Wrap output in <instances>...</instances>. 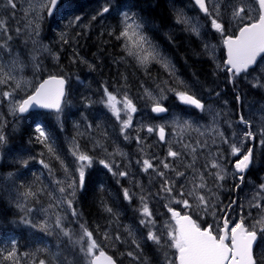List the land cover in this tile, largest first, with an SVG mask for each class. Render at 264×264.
Segmentation results:
<instances>
[{"label":"snow or ice","instance_id":"6c2138e0","mask_svg":"<svg viewBox=\"0 0 264 264\" xmlns=\"http://www.w3.org/2000/svg\"><path fill=\"white\" fill-rule=\"evenodd\" d=\"M59 0H28V7L24 11L25 31L28 38L33 44V54L31 56L32 67L35 72H39L41 64L38 60L37 53L49 52L50 49L46 45H40L38 42L40 24L44 16L52 17L54 12L57 11V4ZM199 10L205 14L206 18L210 20V26L217 33L223 37V44L227 49V59L224 68L231 74V77L241 76L246 77L249 70L254 68L260 58V63L264 64V0H238L231 8V21L236 22V33L226 35V22L223 20L220 8L221 5L213 0H194ZM6 6L13 10L12 15H15L17 8L16 0H7ZM63 7V6H62ZM116 7L123 8V5ZM114 6L111 0H107L105 4L97 11L96 15L91 19L95 20L97 16L103 17L105 14L114 11ZM122 27L116 39L123 42V48L127 56L132 57L142 67L147 68L152 63L160 64L169 75H174V66L170 65L168 59L163 56L158 46L153 44L151 38L144 30L143 22L137 17V14L128 10L120 12ZM63 18L68 21V27L78 24L82 17L74 15V10L71 6L64 8ZM177 22L187 27V30L196 36L201 35V25L194 18L188 17L183 10H177ZM21 28H16V33L20 34ZM0 35L5 37L3 43H0V50L11 57L5 63L3 56H0V85H8L10 90L0 91V104L7 102L8 112L13 117L22 116L29 113L33 109H47L55 115L58 124H62V116L64 106L68 103L65 97L67 95L65 85L66 79L61 75L50 74L47 79H44L35 85L33 81L26 79L22 74L25 67L24 61L18 55H13V50L8 46L7 41L12 37L9 35L7 21L0 18ZM60 39L65 43L66 33L60 34ZM205 49L214 53L215 48L211 44H205ZM51 54V53H50ZM58 60V56L54 57ZM217 67H220L218 65ZM177 86L167 88V91L172 92L178 101L188 107H194L201 112H207L211 115L212 121L209 126L199 125L190 119L183 118L180 115H174L172 119V126L176 130V143L181 145L184 152L175 151L171 146L168 148L167 156L160 161L159 165H154L150 159H143L137 161L142 165L143 171L147 172L152 169L160 178V191L155 193V196L160 199L167 200L165 207L170 213V219L166 221L162 229L157 227L156 220L153 213L149 208L148 197L152 193L144 194L143 190L139 195L141 207L139 209L141 219L139 224L147 228V235L145 240L151 241L163 251L165 264H264V253L254 251L257 247L258 239L264 240V183L260 184L259 191H257L252 200L249 201V209L256 208L260 210L259 217L251 223L246 224L245 217L242 213L244 211L243 205H240V214L235 221L228 218V209L222 208L224 213L219 219L216 220L217 208L216 201L213 200L215 193L213 189L208 186V180L205 176V171L208 176L212 177L214 187H222V181L229 175L227 169L223 164L222 153L217 151L210 152L207 140H196L192 142L187 139V135L191 132H197L200 136H204L206 132L215 133L222 143L229 144L230 155L237 157V159L230 163L233 164V172L231 176L239 180L236 185L238 189L240 184L244 181L243 173L249 168L253 161V146L247 148L245 144L257 141V135L251 130V122L246 120L243 115H240L239 122L246 126V131L243 133L239 141L234 138L231 143L223 132L219 130L218 117L220 113L213 112L210 108L192 93L185 82L177 78ZM257 87H264V83L257 81ZM165 89H160L158 95H154L151 91L145 89L146 97L151 100V111L157 114L167 113L169 111L163 104L167 99L164 95ZM17 93L24 95L17 96ZM217 95H219L217 93ZM87 100V98H85ZM240 97L237 96V100ZM101 103L108 109L109 112L116 118L120 125V132L125 140L131 139L127 133L132 128V121L134 114L137 112L136 104L125 92L118 99L116 93L108 90L107 87L103 89V98ZM89 106L91 101H88ZM123 114V117H122ZM36 117L40 113L35 114ZM35 132L38 134L35 139L38 143L42 144L50 156H53L60 162V166L64 172L63 180H54L57 188L56 191L59 196L53 197L54 202L50 203L48 208L45 209L46 215L39 223H33L32 219L27 216L22 217V222L31 226L34 229L44 233L45 235H52L55 233L58 237L66 238L72 248L77 249L84 259V264H117L113 256L108 255L101 245L97 242L93 232L90 231L85 224L79 225V233H74L73 230L65 226V220L68 215L78 217L74 200L78 189H82L85 184V170L91 167L94 158L80 150L79 143L74 139L70 149V155L73 157L72 169L56 154V149L52 140V134L47 130L45 122L36 123L35 119ZM6 120L0 114V146L6 143V136L3 128ZM92 127L91 124L88 125ZM166 125L145 126L141 125L137 132L146 128L148 133H156L160 141H165L166 138ZM204 129L203 131L201 129ZM259 134L264 137V127L259 129ZM235 134H233V137ZM138 144H143L139 135L134 137ZM259 144L264 146V138L259 139ZM212 143L215 144L216 140L213 139ZM97 146L103 148L97 142ZM107 152V149H103ZM208 150L210 156L204 164L205 171L195 167L196 160L198 159V151ZM144 149L141 148V152ZM43 155V153L41 154ZM115 155L124 156L122 151L117 150L113 153H108L109 157ZM185 155L191 157V162L185 163V170H191V175L186 176L185 171H180L175 166V161L183 162ZM172 158L171 161L168 158ZM99 164L103 165L105 169L112 173L114 176L125 177L129 173L127 171H117L118 165H115L114 160L100 159ZM28 161L24 160L23 164L26 167ZM44 168L49 170V175L53 174V170L49 164L45 163L43 159L39 161ZM163 168L164 170H160ZM215 171H211V170ZM166 173H172L173 178L169 179ZM12 174L9 173V176ZM185 177V182L179 188L176 187V179ZM44 191L43 188H38L35 191L28 187L23 193L25 200L28 198L37 199L39 192ZM124 199L131 202L133 194H130L129 189H123ZM191 201V203H190ZM182 205L184 214L177 211L172 205ZM236 202L232 201L229 208L235 205ZM21 211H25L26 205H17ZM63 206V211L61 208ZM193 210L202 213L203 216L211 215L214 223H207L201 226L197 219H193ZM31 212V209H27ZM106 211L116 217L113 209L106 207ZM251 216V212L248 213ZM128 235L133 237L132 243L135 245L136 250H140V243L135 239L134 232L131 228H127ZM108 233H104V239H111ZM114 239L120 241V236L115 235ZM163 239V243H162ZM12 248L5 253L3 248H0V264L3 261H8L9 264H21V260H27L29 254L27 252L19 254L16 248V241H10ZM168 250H174L173 255L169 256ZM48 252L47 248L37 249V252ZM36 254L33 253V256ZM52 260L55 261L58 253H50ZM133 260L139 259L134 252L127 253ZM29 264H47L45 259H32ZM61 264H70L67 257L61 261Z\"/></svg>","mask_w":264,"mask_h":264},{"label":"rangeland","instance_id":"374dc122","mask_svg":"<svg viewBox=\"0 0 264 264\" xmlns=\"http://www.w3.org/2000/svg\"><path fill=\"white\" fill-rule=\"evenodd\" d=\"M0 1H2V3H0V13H2L0 18L3 17V19L8 20L10 22V24L7 23L8 29H9V35H11L12 38L14 37L13 34H15V36L17 35V36L21 37V39H20L21 42H23V39L26 41H29L28 35L25 31V19H24V11L28 7V0H16L17 8L14 10L15 15H12L13 10L6 6L7 0H0ZM182 1L184 2L183 3L184 6H186V5L188 6V8L185 10L188 13H186L184 11L183 12L188 17L194 18L196 21H198L200 23L201 34L205 30H208V31L214 30L210 27V23L208 21L205 20V22H202L199 20V19H203L200 16V14L189 12L190 9L195 8L194 5L190 1L189 2L185 1V0H182ZM213 2H218L221 5L220 11H221V14L223 16V20L226 22V35L235 34L236 30H237L236 22L231 21L230 16H231V8L234 4H236L238 2V0H213ZM103 4H105V3H103ZM62 6H63L62 3L59 4L57 7V10L62 9L63 8ZM66 6L68 7L70 5H66ZM178 9L183 10L181 8L175 7L176 13H177ZM55 13L56 12H54V14ZM54 14L52 17H48L45 15L43 20L41 21V24H40L39 37L37 38L38 42L40 45H46L50 49L51 54L49 52L37 53L39 63L41 64V69L39 72L34 73V70L32 67L31 56L33 54V47L34 46L31 42H28L29 45L28 46L26 45V49H24V48H12L10 45V43H12L11 40L7 41L8 46L13 50V55H18L20 57V59L22 61H24L25 67L23 69V72L20 74H22L26 79L32 80L33 85H35L36 83H38L40 81V78L42 76H44V73L47 70H50L48 67V63L49 64L53 63V62L57 63L60 61L62 50H61V52H60V50H56L57 48H59L57 46L59 43L57 42L56 39H53V40L51 39L52 41H50L49 39L45 38V36H44L45 33H44L43 21L45 20V17H47L49 20L53 19ZM84 21H87V20L82 18L81 21L75 25V27H73V26L68 27L67 26L68 21L66 19H63V20H55L54 19V22H52V24L53 25H59L60 23H63L66 25V27H68V29H66L67 31L69 29L72 30L70 37L68 39L69 43H71V48H72V50L69 53V59H70L69 64L72 65V63H73V65L77 67V63H79V64H82L83 62L92 63L93 64V72L94 73L97 72L99 75L100 74L99 67L102 64V60H103L102 57L101 56L97 57V59H94V60H92L91 58L84 60L78 52L79 51V45L77 44V41L80 39V36H82V38L85 42L88 41V37H89L88 33L91 30L89 26L87 27V34L86 33L84 34V32H82L81 30H78V29L86 28L84 26V24L86 22H84ZM50 24L51 23L49 22V25ZM106 25H107V23L97 25L95 27L96 29L94 30V32L96 34H100V33L111 34L112 30L109 32V30L106 29ZM17 27L21 28L20 34L16 33ZM108 28L110 29L111 27H108ZM62 32L63 31H60V33H62ZM54 33H56L55 28H54ZM217 34H218V39L211 38L212 39L211 45L214 46L215 51H214V53L211 51H209V52L212 53V56H213L212 58L216 62L217 66L220 65V67H221L223 59L221 58L220 50H221V47H224V44H223V37L221 36V34L220 33H217ZM4 39H6V38L3 37L2 35H0V43H3ZM111 39H114V37L112 36ZM66 40H67V38H66ZM74 41L76 43H73ZM114 44H116L115 41H114ZM59 46H60V44H59ZM158 48L161 52L162 49L159 46H158ZM115 49H116V45H113L112 50L115 51ZM103 50H108V48H106V49L103 48ZM51 55L53 56V58L51 57ZM0 56H3L5 63H7L11 58L4 52V50H0ZM55 56H58V60L54 58ZM126 57H128V56L124 51V57H122L121 55H119V56L115 55V57L113 58V61H115L117 64L120 62H124V64L127 63V64H125V68H126L128 64H131V62H129L128 58H126ZM135 64L137 65V67L141 68L147 74H151L154 72V70H157V67H154V66H153V70L149 69L150 66H148L147 68L142 67L136 61H135ZM154 64L155 63H153V65ZM257 67H258V69H256V71L254 73L247 75L245 78L250 83H252V85H254V86H256L257 81H259L260 83H264V64L259 63V65ZM67 71L69 72V70H67ZM133 73H134L133 77L138 74V72L136 70H133ZM221 73L222 74L219 73V79L225 80V74L223 72H221ZM48 74H51V73L48 72ZM70 78L73 79L74 82L72 83V86H70V91H72V92L69 95L67 107L64 108V111H63L62 124H65V120L72 116L71 120L74 121L75 126L78 127L79 133L81 135H79L77 139L69 138V141H68L69 147L68 148L67 147L63 148V146H61L62 148H60V145L58 147L54 146L56 149V154L60 156V158L64 161V163L66 165H68L69 169H72L74 167V165H73V157L70 155V149L72 147V142L75 139L79 143L80 150L83 152H86L87 154L91 155L94 158L93 163L95 161V156H97V161H99L100 159H106V160H109V159L114 160L115 159V160H117V158L107 156L108 153H113L117 150L127 151L124 147H122V145H126V144L130 145L132 138L125 140L124 136L121 134L120 130L115 136L111 133L110 129L119 128L118 123H117L118 121L116 120L117 122H113V121H111L113 119H108V117L106 116L107 113H109L113 118H115L111 114V112H109L108 109L105 108L103 103H101L103 95L100 97H96L97 92H95V91L97 90V88H96V86H94V84L96 85V83H98L99 86L101 85L100 84V77L97 75L93 76L92 73L89 74L85 71V72L80 73V74H78L77 72L74 75L70 74ZM111 80H113V77L111 78ZM175 80L177 82V78ZM179 80L184 81L185 85L189 87L190 91L192 93H194L198 98H200L203 101V97L199 95L200 93L193 87L192 84H188L183 78H179ZM122 81H123L124 86H129L130 88H134V89L136 88V84L134 83V80L128 79V77L125 73L122 74ZM176 82L158 75L157 76L158 87H156V89H151V88L146 87V86L145 87L147 90L151 91L154 95H158L160 92V89H165L164 95L167 97L169 95H174L172 92L167 91V88L176 87L177 86ZM221 82H224V81L221 80ZM90 86H93V88L90 89ZM104 86L108 87L109 84L104 83ZM257 88L262 89V91L264 92V87H257ZM6 90H10L8 85H0V91H6ZM126 91H121V92L120 91H111V92L116 93L118 96V99L121 97V95L123 93L126 92L128 94V96L136 104L137 112L134 114V117H133L132 128H130L128 130L127 134L130 137H132L133 135L135 137L138 134L141 141H143V144L137 145V149H139L141 151V147L143 146L144 151L142 153H145V157H139V156L134 154V157L137 156L138 159H142V160L145 158L150 159L148 157L149 151L151 152V154L161 153V151H159V150L164 147L162 145V143L165 146H169L172 143L173 144L176 143L177 133H176V130L172 126V119H173L174 115H180L183 118L190 119L193 122H196L199 125H203V126H209L211 124L212 117L207 112H202L204 116H202L201 118H198V117H191L190 115H182L181 113H178L180 111L175 110L174 108L171 110L172 113L170 115H168L166 117L156 118V120H155V119H153V116H151V114H150L152 103H149V101H148L149 99L146 97L145 91L144 90L142 91V95H143V99H144L142 104H141L142 101L139 98H136L135 96H133L131 93L128 92V90H126ZM21 95H24V94L23 93H17L18 97ZM85 98H87V100ZM222 99L223 100L220 102H215V101L210 102L208 105H206V108H210L213 112L220 113V116L218 117L217 126H218L219 130L223 132L224 136L228 138L229 143L232 142L233 138L236 141H239L240 138L242 137L243 133L247 130L246 126L239 122L240 115H243L246 120H249L251 122V125H252L251 130L254 133H256V135H257V141L256 142L250 141L249 143L245 144L244 147L247 148L249 146L254 145L253 146V154H254L255 153V144L257 143V145L259 146L260 145L258 142L259 139L264 138V137H261L259 134V129L261 127H264V99H253V97H251V99H250V98L244 97V98L239 99L240 107H237V105H234L232 100L226 98V96L222 97ZM73 100L76 102H74ZM88 101H91L90 106L88 104ZM4 108L7 109V111H8L7 102L0 104V114H2V118L5 120ZM71 109H72V111H71ZM36 113H38V112L31 111L29 114L22 115L19 117H13L12 115H10L11 116V123L15 127H20L22 125L29 123L32 118L36 117L35 116ZM86 113H90L94 118H88ZM234 114H236V115H234ZM122 117H123V115H122ZM76 118H78V121L76 120ZM89 124L92 125L91 128L88 127ZM162 124L167 126L166 127L165 141H160L158 139V136L156 133H151V134L148 133L146 131V128L142 131L137 132V130L140 128L141 125L155 126V125H162ZM226 126H229V133L226 130ZM133 128L135 129L134 133L131 131V129H133ZM201 130L203 131L204 129L202 128ZM4 134L7 138V140L3 146H0V197H4L6 199V201H8L9 204H14L16 206L18 204L26 205V208L24 211L26 214L18 216L16 218L17 222L23 223L22 217L27 216L28 218L32 219L33 223H39L46 215H50V213L45 212V209L48 208L50 203L54 202L53 197L59 196V193L56 191L57 186L54 183V180H63L64 179V172L60 166V162L58 160H56L53 156L46 154L44 152V150L42 149V147L39 146L38 142L35 139V137L38 135L36 132H35L34 138H30L27 136V140H25V137H24L23 142L22 141H12L11 142L10 140H14L11 138V133L10 132L6 133L4 131ZM233 134H235L234 137H233ZM188 135H189L188 139L191 140L192 142H195L196 140H207L208 142H212L213 139L219 138L215 133H210V132H206V134L204 136H200L199 133H197V132H191ZM94 136H95V138L93 139ZM135 141H136V139H135ZM97 142H99L100 145H103V148L97 146ZM31 146L33 147V149L31 150L32 153L29 154L28 152H29ZM105 148L107 149V152H105L103 150ZM129 150L131 151V147ZM130 151H128V152H130ZM175 151L184 152V150L180 149V147H178V146H177V149H175ZM167 152L164 154L165 157L167 156ZM210 152L215 153V151H212V149H210ZM210 152L208 150H205L202 152L198 151L197 156L201 160V163H203L202 164L203 166L206 163L207 159L209 158ZM42 153H43V155H41ZM130 155H131V153L127 154L129 160H130ZM186 156L187 157L183 160V162H180L178 164V168L180 171H185L186 176H190L191 170L186 171L184 168L185 163L191 162L190 159H187V158H190V156H188V155H186ZM225 156L226 155H224V157ZM233 158H234V156L229 157L227 160L223 159L224 167L227 169V172L229 173V175L226 176L227 179L233 178L231 176V173L233 172V164L230 163V161L234 162L237 159V157L235 160H233ZM41 159H43L45 161V163L50 165V167L53 170L52 175H49V170L44 168L43 165L39 163V161ZM24 160L28 161L27 165H30V168L33 167L31 172H24V169H25V166L23 164ZM152 162L154 164V161H152ZM93 163H92L91 167L93 166ZM159 164L160 163H156L154 165H159ZM175 164H177V163H175ZM18 165H19V167H18ZM129 165H130V167L127 169V172L134 173L136 171V167L133 165V163H130ZM140 166L141 167L139 168V173L137 175H132L131 178L128 177L127 178L128 183L126 185H123V189L127 188V189H129L130 194H133V198L131 201H133L134 199H137L139 201V203H138L139 209L141 207V202H140L138 197L141 194V191L143 190V192H144V190H145L144 194L152 193V195L149 196L151 198L148 197V204H149V208L151 209V211L153 213V216H156V218H157L156 214L158 213V211L155 210L156 205L159 204V205L164 207L163 209L161 208V211L165 210L166 209L165 204L167 203V200L165 203L164 199H160V198H157L155 196V193H157L159 191L156 189H153L150 186V184L147 182V179L145 177L146 174L148 173V171L147 172L143 171L141 164H140ZM91 167H89L85 170V175H87V173L90 172ZM195 167L200 169L201 171H203V169L198 165L197 162L195 164ZM114 169H115V167H114ZM115 170L126 171L121 166H119L118 169H115ZM160 170H164V169L161 168ZM164 171H166V170H164ZM211 171H215V170L213 169ZM9 173H11L12 175L9 176ZM166 174L169 175L172 173H166ZM172 175H174V174H172ZM262 175H264V174H262ZM117 177L120 178V176H117ZM172 178L173 177H169V179H172ZM97 179H99V178H97ZM233 179H234L235 183H236V181H239L238 179H235V178H233ZM207 180H208V186L212 187L213 186L212 182L209 179H207ZM177 181L179 182V187H180L181 184L185 182V177L177 178L176 184H177ZM146 183H148V185H146ZM246 183L247 184H246L245 193L242 194L241 197H239V194L236 195L235 198L233 199V201H235L236 204L232 205L230 208H229L230 203H228L226 200L222 199L221 195L219 198L217 192H214L215 196L213 197V200L216 201V208H217L216 220L217 221H219L220 217L222 215H224V213L221 211V209L224 208V209H228V214L230 215L229 219L232 221V223H235V221L238 217V214H240L239 206L243 205V209H245V207H249V201L252 200L253 195L257 191H259L258 186L260 184L264 183V176H261V179L257 180V181L253 180V179H246ZM28 187H31L33 189V191H35L38 188H43L44 191L39 192L37 199L28 198L27 200H25L23 197V193L26 191V189ZM176 187H177V185H176ZM261 194L264 195V193H261ZM33 201H37L38 203L35 205H30V203ZM190 203H191V201H190ZM237 203H239V204H237ZM261 203L264 204V200H262ZM153 204H155V206H153ZM172 206L174 208L179 209L182 212H184V210L182 209V205L173 204ZM27 209H31L32 211L28 212ZM61 211H63V206L61 208ZM193 212H195L198 216H201L202 217L201 220H203V222L205 221L207 223H214L213 217L211 215L203 216L202 213H198L195 210H193ZM242 214L245 217H247V219L250 220L249 222L247 221V219L245 220V223L248 224V223H251L254 220H256L261 213H260V210L258 209V214L255 215L254 217L246 215L245 211H243ZM137 216L139 217L138 221H140V219H141L140 211H137ZM163 216H164V218L160 217V218L156 219L157 227L161 228V229H162L163 224L170 219V214L167 215L166 211L163 213ZM74 218H75V221L69 222L66 219L64 223H65L66 227L71 228L74 233L78 234L79 233V225L81 224V221H80L79 217H74ZM158 223H160V224H158ZM29 227L32 228L31 226H29ZM112 228H114V235L110 233L113 231ZM127 228H131L133 230L135 236H137V233H139V229H141L143 232H145V230H146V232H145L146 235H147V231H148L147 228L143 227L142 225H140L138 223L137 224L136 223H128L127 227L123 226L121 228H116V229H115V225H113L112 223L111 224L109 223V228L107 226H105L103 228L104 229L103 231H109V232H105V233H108L109 236L112 238L105 240L104 234L101 235L100 237H95L94 232L92 231L93 229H89V228L88 229L93 232L94 237L97 239V242L101 245V247L103 249L107 250V249L115 248L114 237L117 234L119 236L122 234L125 237V241H129V237H128L127 232H126ZM29 234L32 238L26 234L23 238V246L16 247L19 254H22L25 252H27L29 254L27 260H24V259L21 260V264H29V261H31L32 259H36L38 261V258L40 256L41 251L37 252V249H44V248L48 249V252H44L45 254L43 256V259H45L47 262H48V259L52 260V257L49 255V252H50V253H58V257L54 261L56 264H61V261H63V259L65 257H67V260L70 262V264H74L73 253H74L75 249L71 247V245L68 243L66 238L58 237L55 233H53V235L55 236V239H57V240H54V238L51 237L50 241L53 242L51 244V245H53V247H50V245L47 243V241H44V240L42 241L39 238L36 239L31 232H29ZM46 236L49 237V235H46ZM32 239L33 240L36 239V240H38V242L36 241V243H34V242L32 243ZM130 243H131V245L133 244L132 241H130ZM48 245H49V247H48ZM0 248H3L5 250V253H6L7 251L11 250L12 244L10 243V241L8 242L6 239H4L0 236ZM33 253H35L36 255L33 256ZM119 256L121 258L125 257V252L121 251ZM124 262H125L124 264L133 263L132 259L127 258V257H125ZM3 264H9V262L3 261Z\"/></svg>","mask_w":264,"mask_h":264},{"label":"trees","instance_id":"16d2710c","mask_svg":"<svg viewBox=\"0 0 264 264\" xmlns=\"http://www.w3.org/2000/svg\"><path fill=\"white\" fill-rule=\"evenodd\" d=\"M136 1H137V3H140V5H143L144 8L152 10V14H154V15H152V18H156L158 20L157 21L158 23H160L162 26L165 24V26H166V23H167L166 21L169 20V18L166 16V13H168L167 7L165 6L166 0H140V2H138V0H133L132 4L135 8H136ZM1 15H2V13H0V16ZM173 20L175 21L174 18H173ZM6 21L8 24H10V22L8 20H6ZM93 33H94V35H96L94 31H93ZM13 36L14 37H13L12 42L14 44H20L19 43V41L21 42L20 38H17L14 34H13ZM101 37H102V39H100ZM188 38H185L183 45L186 48L182 50L183 52H181V55L183 57L188 58L189 67L198 77L196 82L198 84H200L199 86H201L203 88V87H206L207 85H210V84L212 85L213 81L211 80V78L214 74L213 64H211L212 62L204 55L202 49L199 48V46L197 45V43L195 41V38H193L192 40L189 36H188ZM112 40L113 39H111V36H110V38L108 36H100L98 38L96 37V39L94 40V43L96 46V51L102 52L103 56H105V53H107V52L111 53L112 47L114 45V41H112ZM21 44L23 45L24 43L21 42ZM103 48H105V49L108 48V50H103ZM117 49H118V47H116L115 51ZM109 53L107 56H105L106 57V58H104L105 60L112 59V57L109 55ZM93 59H97V58L93 56ZM63 61H64V63L61 65L60 64L57 65L56 62H53L50 64L48 63V67L50 70H47L44 73V76L47 75L48 72H51V73L52 72L53 73H65V72H67L68 73L67 70H69L70 73L75 74L77 69H76V67H71V65H69L67 63V53H64ZM101 67L102 66L100 65L99 68H101ZM123 70H126V68L124 66H121L120 64H119V66H116L115 64L112 63L111 60H110V62L103 61V67L101 69H99L100 74L98 75V73L95 72V75H97V76H100L101 74L106 75V72H107L110 77H112V76L121 77L122 74L125 72ZM127 72H128L129 77H130V71L128 70ZM220 74H222V73H220ZM139 79H141V78H139V77L135 78L134 79L135 83H138ZM222 85H224V86H222ZM221 86L210 87L212 89V94L217 95V93H218L219 95H217V96L225 95L227 97H229L231 95H235L237 97V96H240L242 93H246L250 97H253V98L260 97V98L264 99V92L262 91V89H259L257 87L255 88L253 85L248 83L245 79L241 78V76L235 77L234 86H232L231 83H229V82H228V84L225 85V81L222 82ZM223 89H225V90H223ZM217 90H219V92H217ZM52 116H53L52 113H43L37 119H35V122L36 123L45 122L47 130L52 134L53 138H56L57 129L55 127V124H53L54 120H53ZM6 125H8L7 126L8 128H6ZM6 125L4 126L3 130L5 132H7L9 130L8 132L11 133V138L14 139V140H10L11 142L12 141H22L23 142V139L25 136L30 137L32 135L31 136L32 138L35 136V123L34 122H31L30 124L22 125L20 127H15L11 123V118L7 116ZM257 151H258V153H257V156L255 158V165H254V169H256V170L254 171V175L256 174L255 178L260 180V175L264 174V149L262 146H259V148H257ZM88 177H89V179H97V178L105 179L106 173L104 170L102 171V170L95 167L91 170ZM90 188L91 189L87 190L83 195H81L80 199L78 200V203L80 204V209H81L78 212L80 214L78 217H79L81 223L85 224V226L87 228H89V229L94 228L95 234L97 236H99L103 233V228H104L103 226H107L109 223H112L113 225H115V229H116V228L122 227L121 224H123V221L125 218H130V219H134L137 221L139 220V217L136 215L135 212H131V214H125L124 216H122L121 214H119L117 212L118 210H115V209H113V212L116 213V217H114L111 213L108 212L106 214V216H103L102 217L103 219H101V212L104 211V208H101L100 199H99L98 195L97 196H95L96 194L94 195V184L93 183H90ZM116 192L117 193L111 192L113 197H114L113 199L117 201L119 206H123L125 201L121 196L120 188L116 189ZM233 192H234V194H233ZM233 192H226V191L223 192V199L226 200L228 203H231L233 201V199L235 198L236 193H237L235 188H234ZM241 196H242L241 191H239V197H241ZM110 208H111V206H110ZM244 211H245L246 215H248V213L250 211L252 217H254L255 215L258 214V209H256V208L249 209V207H245ZM14 213H15V209L8 203V201H6L5 198H0V236L4 239L6 238V235L8 236V231L11 229L12 225H11L10 216L13 215ZM68 217H69V220H68L69 222H72L73 220H75V218L72 217L71 215H69ZM107 220H109V221H107ZM123 226H124V224H123ZM98 230H100V231H98ZM25 233H26L25 228H23V227L17 228L16 227V232H15L16 235L15 236L19 242H21V238L25 235ZM111 233L114 234V228H113V232H111ZM127 235H128V232H127ZM129 237H131V236H129ZM130 241H132L131 238H130L129 242ZM129 242L125 241V237L121 234L120 235V241L115 240V246L116 247L114 249H111V252L117 258L119 257V254L121 251L125 252V255H126L125 257L132 259L133 263H131V264H146L143 259H145V261H147V264H149V263L150 264H165V261H164L165 258L163 255V251H161L158 248V246L153 244L151 241L141 239L139 241V243L141 242L139 251L136 250L135 245H133V244L131 245ZM141 245L144 247L142 248ZM131 246H132V248L134 247L133 251H132ZM144 250H145V252H144ZM129 251L134 252V254L136 256H138L139 258H141L142 260L141 259L133 260L132 257H129L127 255V253ZM168 251H169V256L171 257L173 255L174 251L173 250H168ZM256 252L264 253V245H263L262 240H260V243L257 246ZM142 253H143V255H142ZM156 254H157V256H156ZM153 255H155V256H153ZM148 257H150V258H148ZM73 261H74V264H84L83 257L81 256V254H78V253H73ZM120 261H121V264H124L123 260L120 259ZM47 264H56V263L53 260L48 259Z\"/></svg>","mask_w":264,"mask_h":264},{"label":"bare ground","instance_id":"6f19581e","mask_svg":"<svg viewBox=\"0 0 264 264\" xmlns=\"http://www.w3.org/2000/svg\"><path fill=\"white\" fill-rule=\"evenodd\" d=\"M106 29H107V27H106ZM108 30V29H107ZM104 36H108L109 38H110V36L111 35H104ZM97 37V36H96ZM98 38V37H97ZM100 39H102V37L100 38ZM192 40V39H191ZM193 44V43H192ZM186 48V47H185ZM212 64V63H211ZM211 69V68H210ZM213 71V70H212ZM51 73V72H50ZM53 73V72H52ZM78 76V75H77ZM104 76H105V74H101L99 77H100V80L101 79H104ZM80 77V76H79ZM82 77V76H81ZM45 79V77L44 76H42L41 78H40V81H42V80H44ZM99 80V79H98ZM221 80H223V81H225L224 79H221ZM39 81V82H40ZM106 84V83H105ZM71 86H72V84H71ZM207 86H209V85H207ZM222 86H224V85H222ZM221 86V87H222ZM216 87V86H215ZM217 87H219V86H217ZM226 88V87H225ZM239 88V87H238ZM241 88V87H240ZM216 89V88H215ZM218 89V88H217ZM223 90H225V89H223ZM221 91V90H220ZM245 91V90H244ZM96 92V91H95ZM217 92H219V90H217ZM246 94V93H245ZM97 96V95H96ZM109 119V118H108ZM6 125V124H5ZM8 125H6V128H8L7 127ZM11 126V125H10ZM12 127V126H11ZM10 129V128H9ZM9 131V130H8ZM7 131V132H8ZM4 132V131H3ZM6 132V133H7ZM32 136V135H31ZM34 138V137H33ZM25 140H27V136H25ZM30 140V139H29ZM33 140V139H32ZM34 141V140H33ZM27 143V142H26ZM34 143V142H33ZM28 144V143H27ZM36 145V144H35ZM38 145V144H37ZM60 148H62L61 146H60ZM59 148V149H60ZM64 148V147H63ZM61 152V151H60ZM65 153V152H64ZM108 156V155H107ZM109 158V157H108ZM113 158H117V155H115ZM110 160V159H109ZM97 168V167H96ZM98 169H100V168H98ZM100 170H102V169H100ZM103 171V170H102ZM261 174V173H260ZM256 175V174H255ZM262 176H264V175H262ZM145 187V186H144ZM145 189V188H144ZM233 190H234V188L232 189V192H233ZM150 191V190H149ZM144 192H145V190H144ZM154 192V191H153ZM148 193V192H147ZM236 193V192H235ZM154 194V193H153ZM233 194H234V192H233ZM95 196H97V195H95ZM93 198V197H92ZM97 198V197H96ZM95 198V199H96ZM149 198H151V197H149ZM231 198V197H230ZM234 198V197H233ZM239 198V197H238ZM240 199V198H239ZM151 200V199H150ZM236 200V199H235ZM98 201V200H97ZM232 201V200H231ZM240 201V200H239ZM240 203V202H239ZM239 203H237V204H239ZM163 209V208H162ZM110 217V216H109ZM100 218V217H99ZM97 219V218H96ZM101 219H103L102 217H101ZM106 219V218H105ZM113 220V219H112ZM98 221V220H97ZM100 221V220H99ZM106 221V220H105ZM107 221H109V220H107ZM102 222V221H101ZM112 222V221H111ZM93 223V222H92ZM98 223V222H97ZM106 224V223H105ZM111 224V223H110ZM98 225V224H97ZM102 225V224H101ZM100 225V226H101ZM93 226V225H92ZM103 227H105V226H103ZM93 228V227H92ZM101 228V227H100ZM94 229V228H93ZM113 229V228H112ZM97 230V229H96ZM104 230V229H103ZM98 231H100V230H98ZM104 232V231H103ZM113 232V231H112ZM101 233V232H100ZM138 234V233H137ZM95 235V234H94ZM103 235V234H102ZM114 235V234H113ZM96 237V236H95ZM100 237V236H99ZM137 238V237H136ZM132 240V239H131ZM129 242V241H128ZM130 243V242H129ZM141 243V242H140ZM131 244V243H130ZM134 245V244H133ZM142 246V245H141ZM116 247V246H115ZM144 246H142V248H143ZM146 247V246H145ZM131 248H132V246H131ZM134 248V247H133ZM133 248H132V251H133ZM145 249V248H144ZM148 249V248H147ZM143 252V251H142ZM144 252H145V250H144ZM150 253V252H149ZM141 255V254H140ZM142 255H143V253H142ZM153 256H155V255H153ZM156 256H157V254H156ZM148 258H150V257H148ZM139 259H141V258H139ZM142 260V259H141ZM140 260V261H141ZM144 260V262L147 264V261H145V259H143ZM149 261V260H148ZM142 262V261H141ZM143 262V263H144ZM150 262V261H149ZM150 264V263H149Z\"/></svg>","mask_w":264,"mask_h":264},{"label":"flooded vegetation","instance_id":"af4514ba","mask_svg":"<svg viewBox=\"0 0 264 264\" xmlns=\"http://www.w3.org/2000/svg\"><path fill=\"white\" fill-rule=\"evenodd\" d=\"M96 34V33H95ZM104 35H110V34H108V33H100V34H96L95 36H97V37H100V36H104ZM95 74V73H94Z\"/></svg>","mask_w":264,"mask_h":264},{"label":"water","instance_id":"95a60500","mask_svg":"<svg viewBox=\"0 0 264 264\" xmlns=\"http://www.w3.org/2000/svg\"><path fill=\"white\" fill-rule=\"evenodd\" d=\"M225 47H226V46H225ZM226 55H227V49H226ZM259 59H260V58H258V60H259ZM46 79H47V78H46ZM65 88H66V85H65ZM160 114H163V113H160ZM250 166H251V165H250ZM250 166H249V168H250ZM249 168H248V169H249ZM248 169H247V170H248ZM247 170H246V171H247ZM193 219H194V218H193ZM105 252H106V251H105ZM106 253H107V252H106ZM107 254H108V253H107ZM108 255H110V254H108ZM117 264H118V263H117Z\"/></svg>","mask_w":264,"mask_h":264}]
</instances>
